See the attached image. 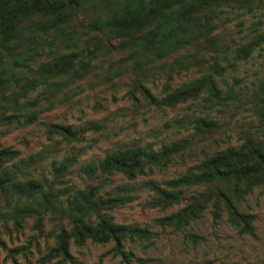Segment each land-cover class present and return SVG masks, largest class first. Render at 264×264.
Returning <instances> with one entry per match:
<instances>
[{"label": "trees", "instance_id": "16d2710c", "mask_svg": "<svg viewBox=\"0 0 264 264\" xmlns=\"http://www.w3.org/2000/svg\"><path fill=\"white\" fill-rule=\"evenodd\" d=\"M254 0H0V124L30 123L43 109L41 101L51 102L56 93L66 89L69 82L84 78L97 65L99 55L116 52L124 55L128 70L137 75L133 88L144 100L162 106L175 107L179 103L202 97L205 101L221 98L215 74L224 70L223 61L229 59L210 55L217 46L215 19L224 7H245ZM223 7V8H222ZM28 25L34 30L52 29L64 39L74 41V50L54 54L51 59L38 61L41 47H25L23 34ZM80 27L81 30L76 29ZM264 42L259 33L249 42L236 48V58H247L252 49ZM86 53V55H84ZM14 55L12 65L8 56ZM172 57L168 60V57ZM220 58V59H219ZM198 68V76L172 86L173 73L178 69ZM165 74L163 95L154 97L145 82L156 74ZM40 87V89H38ZM30 92H36L28 98ZM131 95L135 98L133 90ZM256 105L264 110V81L255 92ZM22 98H24L22 100ZM194 128L211 133L218 121L198 116ZM48 132L64 139H80L82 132L70 124L49 123ZM192 140L172 141L159 149L139 145L112 149L97 165L84 170L96 181L83 188H67V195L58 199L53 192L55 181L45 189L40 177L27 175L14 164L18 151L0 147V197L14 200L15 222L30 213L60 214L55 223L53 245L46 247L44 260L56 258L54 264H80L70 252V244L83 245L90 240L112 242L106 253H128L125 242L150 239L155 232L139 225L115 221V208L128 203L133 195L127 189H106L114 174L130 180L139 175L165 169L175 157L191 155ZM69 167L68 159L54 166L56 177ZM155 195L153 207L181 206L157 219L162 227L186 230L203 212L209 209L214 218H226L239 233H254V215L244 211L241 203L254 188L264 193V125L249 131L237 146L216 150L202 149L199 160L184 173L161 185L154 179L144 181ZM190 189L188 194L186 193ZM59 204H56V203ZM36 206V207H35ZM62 213V214H61ZM65 219V221H63ZM188 239H201L197 233L186 231ZM4 241L0 237V247Z\"/></svg>", "mask_w": 264, "mask_h": 264}, {"label": "rangeland", "instance_id": "374dc122", "mask_svg": "<svg viewBox=\"0 0 264 264\" xmlns=\"http://www.w3.org/2000/svg\"><path fill=\"white\" fill-rule=\"evenodd\" d=\"M215 24L217 46L209 50L205 58L209 60L210 55L216 54L229 59V62H222L224 70L215 74L220 88L219 99L205 101V94H202L175 107L146 101L132 86L137 75L128 70L130 66L124 55L116 52L97 56L93 60L97 66L92 72L69 82L51 102L41 101L43 109L34 121L0 124V147L18 151L13 162L27 173L21 178L40 177L46 181L45 189L55 181L53 192L58 199L67 195L66 187L83 188L95 182L96 178L88 176L84 169L97 165L109 150L135 145L159 149L183 138L193 141L191 155L175 157L165 169H155L134 180L121 174L113 175L112 182L105 188L117 190L124 186L122 189L133 195L131 201L114 209L115 221L146 227L155 235L147 240H127L126 258L106 253L112 242L88 240L80 246L71 242L70 252L80 264H264V193L261 188H254L241 203L244 211L254 215V233L250 234L239 233L226 218H214L209 209L186 230L162 227L157 219L176 211L183 203L168 208L153 207L150 199L155 193L144 184L154 179L165 185L197 162L202 149L237 146L250 130L264 125V110L256 105L255 96L259 84L264 81V42L254 47L247 58L235 57L237 47L264 33V0H254L245 7H224ZM76 29L81 30L78 26ZM30 30L23 34L22 40H26L23 45L42 48L38 61L76 49L74 41L64 39V34L57 31L34 30L33 27ZM13 58L14 55L8 56V65H12ZM197 69H178L173 73L172 86L198 76ZM164 81L162 73L145 84L154 97L160 98ZM131 89L137 98L131 95ZM35 95L36 92H30L28 98ZM198 116L218 121V128L211 133L210 139H205L209 136L206 132L199 133L194 128L193 121ZM49 123L70 124L82 132V137L66 140L58 134H50ZM65 159L69 167L56 177L54 166ZM14 204V200L0 197V237L5 245L0 247V264H54L56 258L44 260V254L46 247L54 243V225L61 220L60 214H41V224L37 222L40 214L19 215V224H16ZM186 231L197 233L201 239H188L184 235Z\"/></svg>", "mask_w": 264, "mask_h": 264}]
</instances>
